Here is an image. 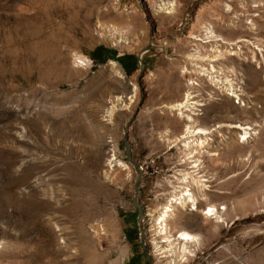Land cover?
<instances>
[{
	"label": "rangeland",
	"instance_id": "374dc122",
	"mask_svg": "<svg viewBox=\"0 0 264 264\" xmlns=\"http://www.w3.org/2000/svg\"><path fill=\"white\" fill-rule=\"evenodd\" d=\"M187 93L191 121L170 109ZM187 123L216 130L198 204L222 219L181 209L198 243L180 264H264V0H0V264H145L139 227L151 264H168L154 222L192 169ZM107 143L126 167L108 168Z\"/></svg>",
	"mask_w": 264,
	"mask_h": 264
},
{
	"label": "bare ground",
	"instance_id": "6f19581e",
	"mask_svg": "<svg viewBox=\"0 0 264 264\" xmlns=\"http://www.w3.org/2000/svg\"><path fill=\"white\" fill-rule=\"evenodd\" d=\"M162 4L159 8H168V11L174 8L172 6V3L163 4V5ZM207 31H209V30H207ZM110 35H111V32H109L106 36L109 37ZM45 49H46V47H45ZM49 50H50L49 48L44 50V53H46L45 51H49ZM52 50H54V49H52ZM76 57L78 58L80 63L87 65L88 59L86 57L85 58H83L84 56L83 57L76 56ZM109 63L111 64L112 62L110 61ZM202 71L205 74V70H202ZM118 75H119L120 79L123 77L122 73L118 72ZM131 85H132V87H131L132 91L131 92H133L137 88L134 84H131ZM131 96H132V94L130 96H127V98H131ZM193 96L194 95L187 93L184 97V101H182L180 103L172 104L170 106V109L177 111V113L181 116H185L187 121H191L192 116L190 114H186L185 110L189 111V110H191V108H195L196 106L202 105V104H199V102L192 101ZM116 100L118 102L122 103L123 102V96H116ZM110 104L111 105L108 106L107 109L105 110L106 113H111V111H113L112 109H113L115 103L112 102ZM219 126H222V125H219ZM247 129H248V127L242 128L243 133L241 134V136L246 135L248 133L246 131ZM214 130L215 129L208 130L206 128H197L196 129V127L187 123V124H185V130H184L185 135L183 136V139L178 144V147L184 153V159L188 162V165L192 166L191 167L192 169L180 171V174L176 177L177 185L172 186L173 192L170 194V197L167 199V204L165 206H163L162 208H160L159 211L157 212L156 219L154 222L155 226H156L155 228L158 229L156 231V233H158L160 239L163 240L165 242V244L167 245L166 247H164L162 249V250H164L162 252V255H165L166 257L169 256L170 262L168 264H180L181 258H183V260H184L187 256H192L193 255V249L191 247L192 246L195 247V245L198 243V236H197L198 233L194 232V229H193L194 227H192L190 224H188V222H190V221H188V219L185 216H183L181 209H183L184 211H186V213H188L190 215L191 214L199 215L200 217H202L204 219L205 218H213V217H216L217 220L222 219L221 214H218L214 205L207 204L206 206H204V208H201L198 204L200 199L205 200L206 196H207L206 192L204 191V186H205L204 178L199 173V170H198V166L200 165L199 155L202 152L208 153L207 148H208V144H209V142H208L209 135H211ZM22 133L24 134L25 131H22ZM115 148L116 147H115L114 143L113 144L107 143V152H108L107 153L108 154L107 159H108V161H107L106 165H108L109 169H111L112 165H119V166L121 165L123 167H126V165H124L120 161H117L116 159H114L115 158L114 157ZM105 175L107 177L110 176V172H105ZM111 175H112V173H111ZM110 177L112 178V176H110ZM98 181H100V180H95V189H96L95 194L100 195L102 198H104L107 194H109V191L102 192L103 189L100 190L101 189L100 188V186H101L100 182H102V181H100V182H98ZM172 183L170 182V184H172ZM106 189H107V187H106ZM122 202H124V201H122ZM179 224L182 225V227H181V229L179 228V230H178L177 225H179ZM53 226H55V222L51 223L49 225V227H47V228L48 229L50 228V230H51L52 228H54ZM90 230L94 234V235L91 234L92 235L91 242L94 244V238H97V236H96L97 227L96 226H90ZM53 231H52L53 235L60 234V233H56ZM97 234H98V232H97ZM155 239H153V240H155ZM154 242H156V240ZM155 248L157 250H161L159 246H156ZM92 249H93V251H95V248H92ZM98 254L95 252L92 256L93 257L96 256L99 259H102L103 254H101V253H98ZM90 258H92V257H90ZM94 260L96 261V259H94Z\"/></svg>",
	"mask_w": 264,
	"mask_h": 264
},
{
	"label": "water",
	"instance_id": "95a60500",
	"mask_svg": "<svg viewBox=\"0 0 264 264\" xmlns=\"http://www.w3.org/2000/svg\"><path fill=\"white\" fill-rule=\"evenodd\" d=\"M150 46V44H147L143 49H141L140 51H138L136 53V60H137V64L139 67H141V52L145 49H148ZM127 124V123H126ZM122 142L124 145V150H125V155L126 158L133 164V166L135 167L136 170V178L134 180L133 183V191H134V195L131 197V204L137 209V221H139V214H140V209H139V205L136 203V195L138 193V187H139V180L141 179V165L133 162L132 160L129 159L128 157V151H129V147H128V143H127V136L124 133L123 137H122ZM138 232H139V244L141 247V254L144 258V263L145 264H151L149 258H148V252L145 248V239H144V232L143 229L141 227L138 228Z\"/></svg>",
	"mask_w": 264,
	"mask_h": 264
},
{
	"label": "trees",
	"instance_id": "16d2710c",
	"mask_svg": "<svg viewBox=\"0 0 264 264\" xmlns=\"http://www.w3.org/2000/svg\"><path fill=\"white\" fill-rule=\"evenodd\" d=\"M102 47L101 46H96L92 51H91V57L96 60V59H99L100 56H101V51H102ZM130 63L129 64H126L124 63L122 57H115L123 66L124 70L128 73L130 72V70L134 67V61H133V57L132 56H126Z\"/></svg>",
	"mask_w": 264,
	"mask_h": 264
},
{
	"label": "crops",
	"instance_id": "0c3cea01",
	"mask_svg": "<svg viewBox=\"0 0 264 264\" xmlns=\"http://www.w3.org/2000/svg\"><path fill=\"white\" fill-rule=\"evenodd\" d=\"M159 71H164L162 68H158ZM161 86V85H160ZM162 87V86H161Z\"/></svg>",
	"mask_w": 264,
	"mask_h": 264
},
{
	"label": "flooded vegetation",
	"instance_id": "af4514ba",
	"mask_svg": "<svg viewBox=\"0 0 264 264\" xmlns=\"http://www.w3.org/2000/svg\"><path fill=\"white\" fill-rule=\"evenodd\" d=\"M140 181V180H139ZM139 209H140V206H139ZM137 210V209H136ZM140 212H141V209H140Z\"/></svg>",
	"mask_w": 264,
	"mask_h": 264
}]
</instances>
